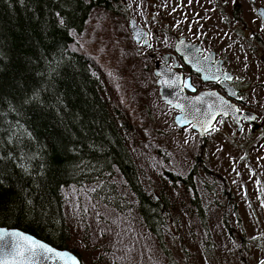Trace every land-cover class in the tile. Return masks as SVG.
Masks as SVG:
<instances>
[{"label":"rangeland","instance_id":"374dc122","mask_svg":"<svg viewBox=\"0 0 264 264\" xmlns=\"http://www.w3.org/2000/svg\"><path fill=\"white\" fill-rule=\"evenodd\" d=\"M116 1L115 12L93 7L83 30L73 31L69 47L87 56L99 78L142 186L150 194L162 190L170 196L164 237L171 257L146 228L136 194L117 169L108 178L112 186L89 182L62 187L68 246L78 251L83 264H259L264 260L263 135L247 129L237 133L224 116L215 119L218 130L211 128L205 135L188 125L177 126V110L161 98L152 69L175 36L185 35L215 49L225 66L246 71L247 93L258 91L264 98V42L253 36L264 39L256 11L264 0ZM234 7L240 17L234 16ZM131 16L149 30L148 45L132 37ZM254 102L264 119L257 95ZM191 169L197 171L193 180L211 244L191 203V186L165 174L170 170L172 176H185Z\"/></svg>","mask_w":264,"mask_h":264},{"label":"trees","instance_id":"16d2710c","mask_svg":"<svg viewBox=\"0 0 264 264\" xmlns=\"http://www.w3.org/2000/svg\"><path fill=\"white\" fill-rule=\"evenodd\" d=\"M113 3L120 2L0 0V226L70 248L62 187L89 182L112 186L108 178L117 169L136 194L146 228L170 259L164 237L170 196L162 190L150 194L142 186L99 78L87 56L69 47L73 31L83 30L91 9L115 12ZM235 9L234 16L240 17ZM171 172L166 170V176L191 186V203L211 244L193 180L197 171L185 176Z\"/></svg>","mask_w":264,"mask_h":264},{"label":"water","instance_id":"95a60500","mask_svg":"<svg viewBox=\"0 0 264 264\" xmlns=\"http://www.w3.org/2000/svg\"><path fill=\"white\" fill-rule=\"evenodd\" d=\"M262 10H264L263 6H259L256 9L259 15H261ZM261 16L264 20V15ZM128 27L134 39H136L137 41L141 40L142 45L149 44L150 42L149 31L143 25L138 23L137 19L134 16H131ZM138 33H139V39L137 38ZM145 33H147V36L144 35ZM145 41H147V43H145ZM175 48L176 51L182 55L184 62L188 64L191 69L197 71L200 74L202 80L207 81V80L220 79V83L223 84V82L226 80L225 77L229 76L228 73L230 72L228 70H224L222 67L223 59L222 58L215 59V52L213 50H210L205 55L200 54V50L202 49V46L200 45L199 42L197 41L192 42L188 40L186 37L182 36L176 40ZM170 55H171L170 52H164L162 54L163 61L156 62L153 71L154 74L157 76L156 82L158 84L161 97L165 100V102L170 103L174 107L179 109V112L177 113L175 120L180 126H184L191 123L192 128L199 131L201 135L206 134L208 130L205 131V129L208 127L209 124L212 125L214 123V120H212L211 118L208 120L210 116L208 115L207 105L212 104L213 111L219 112L220 108L222 107L221 98L223 100L228 101L229 105L232 106L231 108L227 109L228 115L226 116H233L236 119L235 120L236 122L241 123L240 121L241 115L242 116L255 115L254 112L249 110H245L243 114L235 112L234 110L231 111L232 108L233 109L237 108L236 104L231 102L226 97L222 96L214 88H207L196 92L195 86L191 83L190 76H186L185 78H183L182 72L174 67L177 64L176 61L173 63L172 67L167 66L166 63L168 62V58ZM203 57H208V59L204 60ZM159 73H162V75H160ZM213 77H218V79H214ZM161 80L174 81L175 84L171 87L164 86L160 83ZM185 81L191 84L192 87H184ZM209 93H215L216 95H208ZM197 98H201V99L198 100ZM177 104L183 105V108L177 107L176 106ZM196 109H199V111H197ZM184 121L187 122L185 123ZM256 126H258V124H256ZM0 230H4L8 232H19L31 236L37 241L43 242L46 245L50 246L51 248L56 249L57 251L70 253L72 256L78 258L80 261V258L77 256V254H75L73 251L69 250L68 248L55 247L49 244L48 242H46L45 240L34 236L31 233L25 232L18 228H11L5 226H0ZM9 251H11V249H6V252ZM0 259L7 260L9 264H14L13 257L11 255H0ZM30 261H31V257L28 258V261H26L25 264H29ZM40 264H53V261L40 259Z\"/></svg>","mask_w":264,"mask_h":264},{"label":"flooded vegetation","instance_id":"af4514ba","mask_svg":"<svg viewBox=\"0 0 264 264\" xmlns=\"http://www.w3.org/2000/svg\"><path fill=\"white\" fill-rule=\"evenodd\" d=\"M156 31H157V29H156ZM253 36L258 38V39H261V41L264 42L262 35H253ZM177 38H178V35L175 36V39H174V42H173L171 48L168 49V51H166V52L171 53V55L168 58V62L166 63L167 66L172 67L173 63L176 61L177 64L174 67L182 72L183 78H185L186 76H190L191 82L196 86V91L203 89V88H210V87L216 88L226 98H229V99L235 101L238 104L241 112H243L246 109L252 110L255 113V115H254L255 119L254 120L248 121V120L244 119V117H243L242 123H236L232 118H230V117H227V118H229L230 121L234 123L237 133H240L244 129H247V131L250 133L257 131L258 134L263 135V137H262V140H263L264 139V127H261V126H262V124L264 125V119L262 118V116L260 119L261 112L259 111L258 107L256 106L257 102H254V98H255V95H257L259 97V101L262 104H264V98L261 94L257 93L258 91H256L254 93V95L247 93V88L245 87V84H247V82L246 83L243 82L244 79H249L248 76L246 75V71H237L232 66H225L224 65L223 69L224 70H230L231 73H228V74H229V76L232 77V79H230V80L226 79L223 82V84L220 83V79L212 80L209 82L203 81L200 74L197 71L191 69L190 66L184 62L182 55L179 54L178 52H176L175 41ZM243 45L244 44H241V46H243ZM211 49L212 48L205 49V47L202 45V49L200 50V54L205 55ZM258 52H260V50H258ZM162 54L160 55V58H158L154 61L153 69H154L156 62H158V61L162 62L163 61ZM216 57H219V56L216 55ZM224 61H225V59H224ZM184 71H187V72L190 71V72L184 73ZM197 83H201V84L199 85ZM241 97H243V99H241ZM256 124H258V126H256ZM246 126H249V129Z\"/></svg>","mask_w":264,"mask_h":264},{"label":"snow or ice","instance_id":"6c2138e0","mask_svg":"<svg viewBox=\"0 0 264 264\" xmlns=\"http://www.w3.org/2000/svg\"><path fill=\"white\" fill-rule=\"evenodd\" d=\"M227 3V0H225ZM233 4L237 2V0H232ZM261 15H264V10L261 11ZM147 36V33L144 34ZM137 38L139 39V33L137 34ZM147 43V41H145ZM150 46V45H149ZM204 60H207L208 57H203ZM162 75V73H159ZM214 79H218V77H213ZM225 79H232L231 76H226ZM160 83L164 86L171 87L175 84L174 81L161 80ZM184 87H192L188 82H184ZM194 90V89H193ZM208 95H216L215 93H209ZM198 100L201 98H197ZM243 99V97H241ZM27 102V101H26ZM222 107L219 112L213 111V105H207L208 115L212 120H215L216 115L223 113V115H228V108L232 106L229 105L228 101L223 100L221 98ZM177 107L183 108V105L177 104ZM199 111V109H196ZM235 112H239L240 109H233ZM244 119L254 120V116H245ZM185 123L187 121H184ZM208 128L215 129L211 124L205 129ZM253 239H258L257 237H253ZM6 249H11V251L6 252ZM0 255H11L13 257L14 264H25L28 261V258L31 257V261L29 264H40V259L52 260L53 264H81L78 258L72 256L70 253L57 251L56 249L51 248L43 242L37 241L31 236L19 233V232H8L4 230H0ZM0 264H9L7 260L0 259ZM259 264H264V260L259 261Z\"/></svg>","mask_w":264,"mask_h":264},{"label":"bare ground","instance_id":"6f19581e","mask_svg":"<svg viewBox=\"0 0 264 264\" xmlns=\"http://www.w3.org/2000/svg\"><path fill=\"white\" fill-rule=\"evenodd\" d=\"M131 35H132V33H131ZM132 37H133V35H132ZM134 38V37H133ZM116 63H118V62H116Z\"/></svg>","mask_w":264,"mask_h":264}]
</instances>
